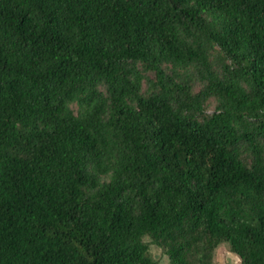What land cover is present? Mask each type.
I'll list each match as a JSON object with an SVG mask.
<instances>
[{"label":"trees","instance_id":"obj_1","mask_svg":"<svg viewBox=\"0 0 264 264\" xmlns=\"http://www.w3.org/2000/svg\"><path fill=\"white\" fill-rule=\"evenodd\" d=\"M146 236L264 264V0H0V264Z\"/></svg>","mask_w":264,"mask_h":264},{"label":"rangeland","instance_id":"obj_2","mask_svg":"<svg viewBox=\"0 0 264 264\" xmlns=\"http://www.w3.org/2000/svg\"><path fill=\"white\" fill-rule=\"evenodd\" d=\"M214 110V105L208 110L211 113ZM145 239L150 243V251L152 255L157 258L162 264L169 263V256L158 245L151 242L150 236H146ZM241 258L235 253L230 243L222 242L215 249L214 264H238Z\"/></svg>","mask_w":264,"mask_h":264}]
</instances>
